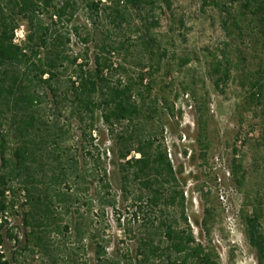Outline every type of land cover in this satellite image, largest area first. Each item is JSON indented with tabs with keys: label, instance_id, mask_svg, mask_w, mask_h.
Masks as SVG:
<instances>
[{
	"label": "trees",
	"instance_id": "16d2710c",
	"mask_svg": "<svg viewBox=\"0 0 264 264\" xmlns=\"http://www.w3.org/2000/svg\"><path fill=\"white\" fill-rule=\"evenodd\" d=\"M162 1L170 5V0H0V153L4 171L0 211L10 206L4 196L6 187L19 182L27 195L24 222L30 228L22 249L41 253L47 264H62L52 237L63 236L60 244L67 243L71 227L63 223L64 215L72 213L79 194L69 182L90 177L98 178L103 188L98 201L103 212L129 203L135 218L134 222L126 217L119 220L125 234L134 232V248L112 253L105 242L98 244L94 253L101 264H221L219 256L197 239L187 213L186 191L167 145L145 129L160 113L154 72L167 53L159 54L160 40L154 30L160 26V18L153 15L163 9ZM231 1L239 6V21L249 17V23H259L257 29L264 34V0ZM22 22L26 38L19 43L16 31ZM133 26L142 32L138 42L143 61L136 72L114 60L116 54L131 53V36L122 40L115 35ZM77 45L83 47L77 50ZM189 62L183 59V64ZM223 65L219 62L216 71L221 72ZM231 73L226 66L224 75L230 77ZM263 79L264 75L252 78V100L263 94ZM72 118L82 122L84 137L89 135L91 142L97 121L103 122L112 146L103 153L102 173L98 170L100 155L89 152L93 160L89 173L72 156L65 121ZM111 164L117 171L121 195L113 191ZM233 169L245 179L241 164L235 161ZM246 223L250 242L263 259L260 215L247 216ZM4 224L0 225V246L6 236L18 239L14 231L2 233ZM75 237L76 243L85 238L80 224ZM68 250L72 259L76 248ZM14 260L17 256L11 261L0 254V264H13Z\"/></svg>",
	"mask_w": 264,
	"mask_h": 264
},
{
	"label": "rangeland",
	"instance_id": "374dc122",
	"mask_svg": "<svg viewBox=\"0 0 264 264\" xmlns=\"http://www.w3.org/2000/svg\"><path fill=\"white\" fill-rule=\"evenodd\" d=\"M162 3L163 9L153 15L160 18V26L154 30L160 40L159 54L167 53L154 72L160 113L145 129L168 147L186 191L187 213L198 241L214 251L221 264H264L250 242L246 223L247 216L258 213L264 233V91L258 100L250 98L252 78L264 75V34L257 29L259 23H249V17L239 21V6L231 0ZM84 19L82 12L80 20ZM137 23L141 26V21ZM136 28L118 30L115 38L131 36L134 46L129 55L122 52L114 56L117 63L134 72L143 61L138 42L142 32ZM16 33V41L22 43L26 38L24 22ZM187 58L190 62L185 65L183 59ZM219 62L224 64L221 72L216 71ZM226 66L232 70L230 77L224 75ZM65 121L72 156L89 173L93 161L89 152L100 155L98 170L102 173L103 153L112 146L103 122L97 121L91 142L89 135L84 137L82 122L77 118ZM235 161L243 167L244 180L233 169ZM1 167L2 161L0 178L4 172ZM108 167L113 191L121 195L117 171L112 164ZM98 182L91 177L69 182L79 194L72 213L64 215L63 223L71 227L65 237L67 243L60 244L63 236L52 237L53 248L63 257L59 261L62 264H101L94 251L103 242L112 253L134 248V232L125 234L119 226V220L125 217L134 222L129 203H120L116 211L106 208L103 212L98 204L103 188ZM9 184L20 187L17 181ZM23 208L22 218H14L13 227L4 224L2 231L6 235L8 230L21 233V237L12 240L6 236L0 254L11 261L17 256L13 264H47L41 253L34 255L22 249L30 230L24 222L27 207ZM78 224L85 238L76 243ZM74 247L73 258H68V249ZM19 250L21 253L15 254Z\"/></svg>",
	"mask_w": 264,
	"mask_h": 264
},
{
	"label": "built area",
	"instance_id": "2783aa9c",
	"mask_svg": "<svg viewBox=\"0 0 264 264\" xmlns=\"http://www.w3.org/2000/svg\"><path fill=\"white\" fill-rule=\"evenodd\" d=\"M16 36L18 37V33H16ZM22 36L24 38V35ZM16 40L18 41V38ZM0 132H1V128H0ZM0 161H2L1 153H0ZM15 189L17 192H15ZM4 196L5 199L7 200V203L10 206L5 211L1 212L0 225L5 223L10 227H13L15 225L14 218L15 219L22 218L23 216V211H24L23 206L27 202L26 191L19 187H16L15 185H10L6 187ZM12 213H14V215ZM17 235L18 238L21 237V233H17ZM0 247H3V245Z\"/></svg>",
	"mask_w": 264,
	"mask_h": 264
}]
</instances>
